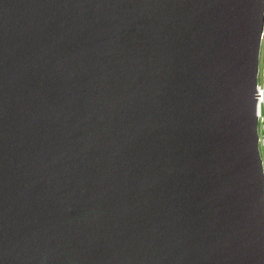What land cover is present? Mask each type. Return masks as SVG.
I'll return each instance as SVG.
<instances>
[{
  "label": "water",
  "instance_id": "obj_1",
  "mask_svg": "<svg viewBox=\"0 0 264 264\" xmlns=\"http://www.w3.org/2000/svg\"><path fill=\"white\" fill-rule=\"evenodd\" d=\"M264 0H0V264H264Z\"/></svg>",
  "mask_w": 264,
  "mask_h": 264
},
{
  "label": "built area",
  "instance_id": "obj_2",
  "mask_svg": "<svg viewBox=\"0 0 264 264\" xmlns=\"http://www.w3.org/2000/svg\"><path fill=\"white\" fill-rule=\"evenodd\" d=\"M263 44L261 45L259 73L256 86V113L258 118V132L259 142L261 148V155L264 162V32Z\"/></svg>",
  "mask_w": 264,
  "mask_h": 264
},
{
  "label": "rangeland",
  "instance_id": "obj_3",
  "mask_svg": "<svg viewBox=\"0 0 264 264\" xmlns=\"http://www.w3.org/2000/svg\"><path fill=\"white\" fill-rule=\"evenodd\" d=\"M263 41V39H262ZM263 44V42L261 43V45ZM260 54H261V51H260ZM259 63H260V58H259ZM259 147H260V142H259ZM260 152H261V148H260ZM263 166H264V162H263Z\"/></svg>",
  "mask_w": 264,
  "mask_h": 264
}]
</instances>
